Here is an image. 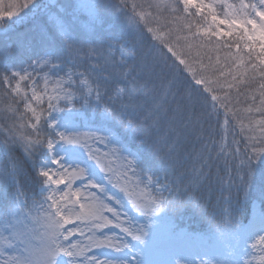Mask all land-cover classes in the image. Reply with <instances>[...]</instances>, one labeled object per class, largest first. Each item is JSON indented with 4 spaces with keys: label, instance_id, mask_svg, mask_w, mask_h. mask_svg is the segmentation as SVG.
Segmentation results:
<instances>
[{
    "label": "snow or ice",
    "instance_id": "snow-or-ice-1",
    "mask_svg": "<svg viewBox=\"0 0 264 264\" xmlns=\"http://www.w3.org/2000/svg\"><path fill=\"white\" fill-rule=\"evenodd\" d=\"M257 250L264 0H0V264Z\"/></svg>",
    "mask_w": 264,
    "mask_h": 264
},
{
    "label": "trees",
    "instance_id": "trees-1",
    "mask_svg": "<svg viewBox=\"0 0 264 264\" xmlns=\"http://www.w3.org/2000/svg\"><path fill=\"white\" fill-rule=\"evenodd\" d=\"M22 2L23 0H3V7L8 8L9 4H19Z\"/></svg>",
    "mask_w": 264,
    "mask_h": 264
},
{
    "label": "rangeland",
    "instance_id": "rangeland-1",
    "mask_svg": "<svg viewBox=\"0 0 264 264\" xmlns=\"http://www.w3.org/2000/svg\"><path fill=\"white\" fill-rule=\"evenodd\" d=\"M259 255H260V253H259L258 250L257 251H254L253 256L256 257V264H258V257H259Z\"/></svg>",
    "mask_w": 264,
    "mask_h": 264
}]
</instances>
